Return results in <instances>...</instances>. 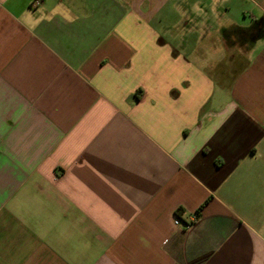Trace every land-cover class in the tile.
I'll return each instance as SVG.
<instances>
[{"label":"crops","instance_id":"obj_1","mask_svg":"<svg viewBox=\"0 0 264 264\" xmlns=\"http://www.w3.org/2000/svg\"><path fill=\"white\" fill-rule=\"evenodd\" d=\"M0 264H264V0H0Z\"/></svg>","mask_w":264,"mask_h":264},{"label":"built area","instance_id":"obj_2","mask_svg":"<svg viewBox=\"0 0 264 264\" xmlns=\"http://www.w3.org/2000/svg\"><path fill=\"white\" fill-rule=\"evenodd\" d=\"M194 219H195V215H192L191 218H190V220L184 223V226H185V227H188ZM178 222H179V221H178V219L176 218L175 221H174V223H175V224H178Z\"/></svg>","mask_w":264,"mask_h":264},{"label":"trees","instance_id":"obj_3","mask_svg":"<svg viewBox=\"0 0 264 264\" xmlns=\"http://www.w3.org/2000/svg\"><path fill=\"white\" fill-rule=\"evenodd\" d=\"M181 211H182V209L180 208V209H178L177 211H176V215L177 216H179L180 215V213H181Z\"/></svg>","mask_w":264,"mask_h":264}]
</instances>
